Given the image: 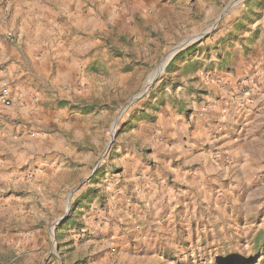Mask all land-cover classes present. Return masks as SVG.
I'll return each mask as SVG.
<instances>
[{"label": "rangeland", "instance_id": "374dc122", "mask_svg": "<svg viewBox=\"0 0 264 264\" xmlns=\"http://www.w3.org/2000/svg\"><path fill=\"white\" fill-rule=\"evenodd\" d=\"M235 1L0 0V264L119 263L116 245L75 250L76 240L90 241L82 202L104 205L125 151L156 122L179 75L200 70L230 86L220 73L236 65L199 62L264 27V0ZM187 110L179 112L189 118ZM196 178L188 188L179 179V240L160 264H264V176L235 169Z\"/></svg>", "mask_w": 264, "mask_h": 264}, {"label": "crops", "instance_id": "0c3cea01", "mask_svg": "<svg viewBox=\"0 0 264 264\" xmlns=\"http://www.w3.org/2000/svg\"><path fill=\"white\" fill-rule=\"evenodd\" d=\"M244 37L247 42H235L219 58L199 62L207 67L214 61L215 71L236 65L220 73L228 88L207 82L200 70L179 75L156 122L146 123L125 151L104 205L82 202L80 230L90 241L79 246L76 240L75 250L90 245V254L98 255L116 245L111 252L118 253V264H160L179 240V179L188 188L191 176L201 184L235 169L264 176V27H252ZM248 42L260 49L256 57L244 53ZM184 106L189 118L179 112Z\"/></svg>", "mask_w": 264, "mask_h": 264}, {"label": "water", "instance_id": "95a60500", "mask_svg": "<svg viewBox=\"0 0 264 264\" xmlns=\"http://www.w3.org/2000/svg\"><path fill=\"white\" fill-rule=\"evenodd\" d=\"M232 5H233V4H232ZM228 10H229V9H227L223 15H225V14L228 12ZM186 44H187L186 42H185V43H182L181 45H179L178 47H176V48L173 50V54H172L171 58L169 59V61L167 62V65H168L169 62L172 60V58L175 56L176 52H178V51H179L183 46H185ZM167 65H166V66H167ZM147 90H148V89H147ZM147 90H146V91H147ZM146 91H143V92H141L140 94H138L137 96H135V97H134V98L128 103V105L122 110V113H123L124 111H126V109L129 107V105H131L134 101H136L137 99H139V98L143 95V93L146 92ZM82 183H83V182H82ZM82 183H81V184H82ZM79 188H80V185H79L78 187H76L75 189H73L72 192H71V195L69 196V198H71L72 194H73L75 191H77ZM67 209H68V211H69V203H68V208H67ZM65 219H66V217L60 219V220L57 222L56 226L59 225L60 223H62ZM56 226H55L54 228H56Z\"/></svg>", "mask_w": 264, "mask_h": 264}, {"label": "bare ground", "instance_id": "6f19581e", "mask_svg": "<svg viewBox=\"0 0 264 264\" xmlns=\"http://www.w3.org/2000/svg\"><path fill=\"white\" fill-rule=\"evenodd\" d=\"M237 1H238V0H236V1L233 3V5H234ZM240 1H242V0H239L238 2H240ZM171 56H172V55H171ZM168 61H169V59L164 60V61L162 62V64L156 69V71H154V72L150 75V77H149L147 83L145 84V88H144L143 91H146L147 89H149V87L152 85V83L157 79L156 76H157L159 73H161V72L164 71V69L166 68V65H167V62H168ZM155 78H156V79H155ZM154 79H155V80H154ZM153 80H154V81H153Z\"/></svg>", "mask_w": 264, "mask_h": 264}, {"label": "built area", "instance_id": "2783aa9c", "mask_svg": "<svg viewBox=\"0 0 264 264\" xmlns=\"http://www.w3.org/2000/svg\"><path fill=\"white\" fill-rule=\"evenodd\" d=\"M5 105H10V101L6 98H3V101H2Z\"/></svg>", "mask_w": 264, "mask_h": 264}]
</instances>
